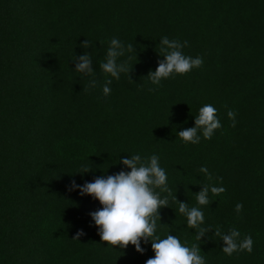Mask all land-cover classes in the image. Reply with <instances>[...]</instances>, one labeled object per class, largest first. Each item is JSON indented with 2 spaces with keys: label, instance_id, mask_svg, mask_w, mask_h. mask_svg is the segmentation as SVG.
Wrapping results in <instances>:
<instances>
[{
  "label": "trees",
  "instance_id": "16d2710c",
  "mask_svg": "<svg viewBox=\"0 0 264 264\" xmlns=\"http://www.w3.org/2000/svg\"><path fill=\"white\" fill-rule=\"evenodd\" d=\"M163 36L187 41L184 54L203 65L153 91L147 75L163 59ZM114 37L135 53L121 58L129 78L113 80L104 97L110 77L99 64ZM85 52L98 81L88 90L92 77L71 61ZM205 104L222 127L210 140L182 143L176 133ZM133 154L158 155L167 173L161 238L198 243L173 197L198 206L202 186H222L202 207L206 264H264V0H0V264H145L150 244L143 255L107 247L88 215L98 202L68 190L73 180L128 171L119 160ZM233 228L252 237L251 254H223L214 233Z\"/></svg>",
  "mask_w": 264,
  "mask_h": 264
},
{
  "label": "clouds",
  "instance_id": "9594fccd",
  "mask_svg": "<svg viewBox=\"0 0 264 264\" xmlns=\"http://www.w3.org/2000/svg\"><path fill=\"white\" fill-rule=\"evenodd\" d=\"M158 44L159 56L163 59L158 61L155 71H149L147 75L150 84L155 86L151 89L153 91L161 86L162 80L187 74L203 65L200 56L193 58L184 54L183 49L187 47V41L170 40L167 36H163ZM80 47L88 49L91 44L85 39ZM134 53L133 44L125 45L115 37L109 41L104 60L99 64L102 73L110 77L105 79L101 86L104 97L110 95V85L113 80H119L121 74H126L129 78L132 68L129 67L126 59L121 58L126 54ZM128 58H131L130 55ZM71 61L74 63V72L84 77H92L88 81L86 90L96 88L98 81L95 79L90 53L85 52L78 57L72 55ZM227 117L231 121L230 126L235 127L236 113L228 110ZM221 127L217 109L211 104H205L200 107L198 115L193 119V126L179 131L176 135L182 143L195 145L200 142L201 137L210 140L215 130ZM119 164L122 169L128 171L121 170L113 175H101L82 185H77L73 180L68 188L81 197L87 196L98 202L100 207L88 215L100 241L107 247L111 246L112 249L114 246L124 249L130 245L140 255H143L145 250L142 245L150 244L153 256L147 259L145 264H206L199 245L201 237L211 229L202 227L204 224L202 207L210 205L209 193L222 194L225 191L224 187L202 186L195 194L198 206L193 207H188L183 202L178 203L173 197L178 205L177 211L186 218L187 227L195 230V240L198 243L189 246L187 242L182 243L176 235L169 233L161 238L157 233L159 209L168 207L169 203L168 196H161V193H170L167 173L160 165L159 156L152 154L142 158L140 154H133L120 159ZM88 171L89 169H86L83 173ZM199 172L211 179L207 167L201 166ZM242 207L237 203L235 211L239 213ZM214 234L220 237L223 245L221 251L226 256L239 252L251 254L253 251L252 237L245 235L241 239L238 229H230L226 234L217 229ZM83 235L84 232L79 230L73 239L77 240Z\"/></svg>",
  "mask_w": 264,
  "mask_h": 264
}]
</instances>
